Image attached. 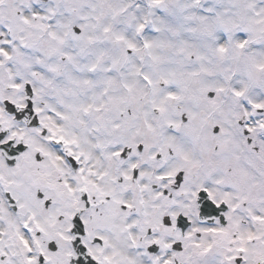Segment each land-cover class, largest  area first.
<instances>
[{
    "label": "snow or ice",
    "instance_id": "snow-or-ice-1",
    "mask_svg": "<svg viewBox=\"0 0 264 264\" xmlns=\"http://www.w3.org/2000/svg\"><path fill=\"white\" fill-rule=\"evenodd\" d=\"M0 264H264V0H0Z\"/></svg>",
    "mask_w": 264,
    "mask_h": 264
}]
</instances>
